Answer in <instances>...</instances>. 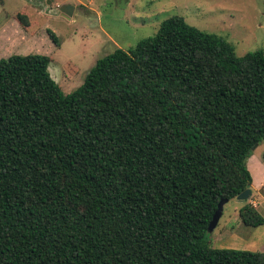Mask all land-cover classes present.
Listing matches in <instances>:
<instances>
[{"label": "trees", "instance_id": "1", "mask_svg": "<svg viewBox=\"0 0 264 264\" xmlns=\"http://www.w3.org/2000/svg\"><path fill=\"white\" fill-rule=\"evenodd\" d=\"M15 20L33 25L28 12ZM52 62L0 61V264H264L208 233L220 202L253 183L263 51L238 57L176 16L72 93ZM251 199L239 218L258 228Z\"/></svg>", "mask_w": 264, "mask_h": 264}, {"label": "rangeland", "instance_id": "2", "mask_svg": "<svg viewBox=\"0 0 264 264\" xmlns=\"http://www.w3.org/2000/svg\"><path fill=\"white\" fill-rule=\"evenodd\" d=\"M62 6L73 8L71 19L62 16ZM19 12H28L33 25L23 28L15 20ZM176 16L224 38L238 57L264 52V0H0V61L15 55L52 57L49 72L69 94L84 84L100 59L117 49H134ZM246 205L238 199L225 205L217 228L209 233L213 248L247 250L239 218Z\"/></svg>", "mask_w": 264, "mask_h": 264}, {"label": "crops", "instance_id": "3", "mask_svg": "<svg viewBox=\"0 0 264 264\" xmlns=\"http://www.w3.org/2000/svg\"><path fill=\"white\" fill-rule=\"evenodd\" d=\"M260 147H263L260 154L252 155L247 159V166L253 178V183L250 186L252 190V199L249 203L255 202L257 205L255 208L264 217V143H261L254 152H258ZM254 192H257V197L254 196ZM244 227V225L240 226L242 232L241 236L247 238V240L244 241L245 248H247L248 251L264 252L260 250L264 247V225L254 228L253 232H247L248 230ZM243 228L245 229L244 231L242 230Z\"/></svg>", "mask_w": 264, "mask_h": 264}, {"label": "water", "instance_id": "4", "mask_svg": "<svg viewBox=\"0 0 264 264\" xmlns=\"http://www.w3.org/2000/svg\"><path fill=\"white\" fill-rule=\"evenodd\" d=\"M60 12L62 14V16L66 19H71L72 15H73V8H71L70 6H62L60 8ZM261 144V143H260ZM259 144V145H260ZM258 145V146H259ZM257 146V147H258ZM255 147L254 150L257 148ZM247 162V160H246ZM252 197V190L250 188V186L248 187V189L243 192L241 195L238 196V200L239 201H247L249 200L250 198ZM229 201L228 200H222L219 204V207H218V210L216 212V214L214 215V218L212 220V222L210 223L209 225V228H208V233H212L214 232V230L217 228L222 216H223V213H224V207L226 204H228Z\"/></svg>", "mask_w": 264, "mask_h": 264}, {"label": "built area", "instance_id": "5", "mask_svg": "<svg viewBox=\"0 0 264 264\" xmlns=\"http://www.w3.org/2000/svg\"><path fill=\"white\" fill-rule=\"evenodd\" d=\"M252 204H253L254 207L257 206L255 202H253Z\"/></svg>", "mask_w": 264, "mask_h": 264}]
</instances>
